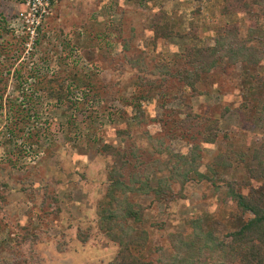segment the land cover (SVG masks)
<instances>
[{
  "label": "rangeland",
  "instance_id": "1",
  "mask_svg": "<svg viewBox=\"0 0 264 264\" xmlns=\"http://www.w3.org/2000/svg\"><path fill=\"white\" fill-rule=\"evenodd\" d=\"M26 4L0 0V264H243L232 234L254 215L235 196L264 208V56L208 74L189 59L225 24L264 28L260 7L53 0L33 34ZM106 145L136 193L111 187ZM100 213L141 247L123 256Z\"/></svg>",
  "mask_w": 264,
  "mask_h": 264
},
{
  "label": "trees",
  "instance_id": "2",
  "mask_svg": "<svg viewBox=\"0 0 264 264\" xmlns=\"http://www.w3.org/2000/svg\"><path fill=\"white\" fill-rule=\"evenodd\" d=\"M47 1H49L50 5L53 4V0ZM207 1L210 2L211 0ZM223 2V14H232L234 10H239L237 12H241L244 10L252 11V5H254L260 7V16L264 17V0H223ZM254 15L256 14L254 13ZM38 31L41 32V27ZM248 31V39L244 41L240 39L241 34L239 26L225 24L223 29L220 30V34L216 37L215 46L206 50L195 51V53L191 55L189 59L190 63H197V65L200 66V72H203V74L211 73L213 69L217 68L219 63L223 62L224 60L229 61L233 65H236L238 63L244 64L246 66L257 65L264 56V28L257 27L252 22V24L249 25ZM19 74L22 73L19 72ZM27 77L30 76L27 75ZM196 77L200 79L201 74H198ZM23 79V81L21 80L17 83V86H15V89L18 91L16 99H21L22 96L25 95L23 89L25 87V83H27V80L29 78ZM71 93L73 95L74 92L69 91L67 95H71ZM55 94L59 98H62L65 95L63 91L59 93L57 92ZM0 98H3V93L0 94ZM4 106L6 105L3 104L2 101H0V111ZM13 110L14 109L9 106L8 113L10 116L13 115ZM261 116L264 117V108ZM6 131L8 133H15V130L12 127L6 128ZM102 149L104 153L112 157L113 163L109 167L108 177L111 178V187L116 191L115 193H120V190L121 192L132 191V193H136V190L131 188L130 185H127L124 180H122L124 177L123 171H125V167L127 165L125 160L126 155L123 152L122 148H114L112 146L106 145L103 146ZM180 159L184 160L185 158L180 156ZM154 163H151V165H154ZM186 163V160L182 162L184 166L186 165ZM165 164L167 165V162ZM166 167H168V165L165 166V169ZM172 169H175V167H173ZM146 189L147 188L142 187L140 191L145 192ZM159 191L165 192V190ZM159 191L157 193H159ZM235 197L238 199V207L243 212H251L254 215V218L246 222L237 232L232 234V243L234 245V247H232V251L245 254L242 256L243 264H264V208L261 207L259 202L247 199L244 196L239 195ZM100 214H102L100 217L102 228L107 226L108 224V231H110V233H113V236H119L113 239L116 240L122 247L121 252L123 256L129 254L131 250L141 247L137 243H135L136 245L134 243H127L125 240H123V236L115 232L113 228L114 226H117V220L115 218H107V216L105 217L104 213ZM127 215L129 214H127V211H125L123 216L127 217ZM248 245H251L249 250L247 252L242 251L244 247H248Z\"/></svg>",
  "mask_w": 264,
  "mask_h": 264
},
{
  "label": "built area",
  "instance_id": "3",
  "mask_svg": "<svg viewBox=\"0 0 264 264\" xmlns=\"http://www.w3.org/2000/svg\"><path fill=\"white\" fill-rule=\"evenodd\" d=\"M36 4L42 5V8H37ZM26 6L29 7V10L34 16V19L30 21L32 23L31 25H33V23L36 21L37 26H32V33L35 34L38 29L37 27L40 24V20L49 15L51 12L50 3L47 0H27ZM21 16L23 17L24 14H21Z\"/></svg>",
  "mask_w": 264,
  "mask_h": 264
}]
</instances>
